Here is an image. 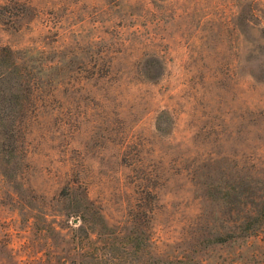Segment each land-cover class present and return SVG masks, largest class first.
<instances>
[{
    "label": "rangeland",
    "instance_id": "obj_1",
    "mask_svg": "<svg viewBox=\"0 0 264 264\" xmlns=\"http://www.w3.org/2000/svg\"><path fill=\"white\" fill-rule=\"evenodd\" d=\"M263 27L264 0H0V264H264Z\"/></svg>",
    "mask_w": 264,
    "mask_h": 264
},
{
    "label": "trees",
    "instance_id": "obj_2",
    "mask_svg": "<svg viewBox=\"0 0 264 264\" xmlns=\"http://www.w3.org/2000/svg\"><path fill=\"white\" fill-rule=\"evenodd\" d=\"M21 76L22 75L17 70L15 62L11 59L9 49L4 46L0 47V109L4 105L8 107L9 111H14L12 108V101L15 94L12 93V96L7 94L11 93L13 89H16L17 85L21 83ZM17 78L19 81H17Z\"/></svg>",
    "mask_w": 264,
    "mask_h": 264
}]
</instances>
